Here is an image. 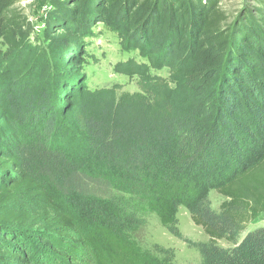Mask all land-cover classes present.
I'll list each match as a JSON object with an SVG mask.
<instances>
[{
    "label": "trees",
    "instance_id": "obj_1",
    "mask_svg": "<svg viewBox=\"0 0 264 264\" xmlns=\"http://www.w3.org/2000/svg\"><path fill=\"white\" fill-rule=\"evenodd\" d=\"M16 1L0 0V264H176L137 243L147 210L199 264H264V225L247 231L264 213V21L231 32L220 0H98V21L142 51L167 31L179 54L175 86L151 77L120 95L74 84L72 62L13 72ZM181 206L207 241L184 237Z\"/></svg>",
    "mask_w": 264,
    "mask_h": 264
},
{
    "label": "rangeland",
    "instance_id": "obj_2",
    "mask_svg": "<svg viewBox=\"0 0 264 264\" xmlns=\"http://www.w3.org/2000/svg\"><path fill=\"white\" fill-rule=\"evenodd\" d=\"M77 1H16L12 13L21 23L19 35L22 45L18 52H14L13 72L41 66L48 59L50 64L56 63V69L60 67L59 71L62 66H58V63H74V70L79 72V76L73 83L90 90L116 88L120 95L141 93L140 84L151 77L175 86L179 80L176 72L179 54L170 57L165 47L167 38L174 40V35L162 31L150 38L142 51L138 41L125 31H115L98 21L95 11L98 0H85L80 18L83 26L89 24L78 32L79 27L72 18L75 13L72 4ZM220 6L227 16L222 25L230 27L231 32L238 24H246L248 19L259 25L264 21V0H220ZM68 24L72 27L66 33L63 27ZM9 52L7 44L0 37V62ZM68 79L73 81V77ZM192 101L199 104L198 99ZM211 199L216 209L226 200L215 190L211 192ZM142 219L144 224L134 233V237L144 251L156 254L155 246L159 245L174 252L176 264H199L201 257L198 249L171 233L154 212H142ZM178 219V228L185 238L208 240V235L193 222L186 207H180ZM262 225L264 213L249 224L247 231ZM220 244L230 245L224 240ZM62 248L69 249L64 245Z\"/></svg>",
    "mask_w": 264,
    "mask_h": 264
}]
</instances>
